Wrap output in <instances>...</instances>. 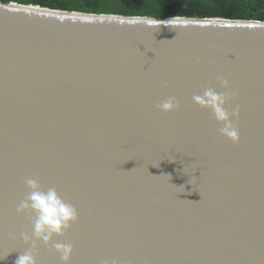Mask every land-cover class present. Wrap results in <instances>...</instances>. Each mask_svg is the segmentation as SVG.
<instances>
[{"label":"water","instance_id":"obj_1","mask_svg":"<svg viewBox=\"0 0 264 264\" xmlns=\"http://www.w3.org/2000/svg\"><path fill=\"white\" fill-rule=\"evenodd\" d=\"M217 77L238 144L193 102ZM29 178L78 213L47 245L16 213ZM55 242L68 264H264L263 21L0 2V264H63Z\"/></svg>","mask_w":264,"mask_h":264},{"label":"clouds","instance_id":"obj_2","mask_svg":"<svg viewBox=\"0 0 264 264\" xmlns=\"http://www.w3.org/2000/svg\"><path fill=\"white\" fill-rule=\"evenodd\" d=\"M147 23L151 24L152 21ZM217 79L220 85L226 89L225 92L207 88L202 94L194 95L193 102L201 109L211 111L215 120L222 125L219 128L220 135L232 143L238 144L240 133L233 120L239 117L240 107L237 105L231 112L228 110V104L236 94L231 91L230 82L227 79L223 77H217ZM163 86L167 87V82H163ZM179 107L180 104L175 98H168L156 105V108L165 114L177 111ZM25 184L28 194L16 207V213L31 212L34 214L32 237L47 245L53 241L54 237L63 236L64 232L77 221V210L73 205L65 202L54 188L43 190L38 181L33 178L27 179ZM22 235L26 242L32 238L27 234ZM52 247L60 256L63 264H68L73 251L72 245L55 242L52 243ZM15 264H36L33 252L29 250L20 254ZM112 264H118V262L113 260Z\"/></svg>","mask_w":264,"mask_h":264},{"label":"trees","instance_id":"obj_3","mask_svg":"<svg viewBox=\"0 0 264 264\" xmlns=\"http://www.w3.org/2000/svg\"><path fill=\"white\" fill-rule=\"evenodd\" d=\"M69 12L264 22V0H0Z\"/></svg>","mask_w":264,"mask_h":264},{"label":"snow or ice","instance_id":"obj_4","mask_svg":"<svg viewBox=\"0 0 264 264\" xmlns=\"http://www.w3.org/2000/svg\"><path fill=\"white\" fill-rule=\"evenodd\" d=\"M3 258H5V257H0V259H3Z\"/></svg>","mask_w":264,"mask_h":264}]
</instances>
